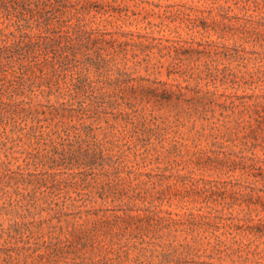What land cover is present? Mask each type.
Masks as SVG:
<instances>
[{"label": "rangeland", "instance_id": "obj_1", "mask_svg": "<svg viewBox=\"0 0 264 264\" xmlns=\"http://www.w3.org/2000/svg\"><path fill=\"white\" fill-rule=\"evenodd\" d=\"M38 6H0V264H264V0Z\"/></svg>", "mask_w": 264, "mask_h": 264}, {"label": "trees", "instance_id": "obj_2", "mask_svg": "<svg viewBox=\"0 0 264 264\" xmlns=\"http://www.w3.org/2000/svg\"><path fill=\"white\" fill-rule=\"evenodd\" d=\"M42 1L46 0H0V6L4 7L3 9L5 11H10L11 14H16V17H19L16 20L17 23H20L21 21L30 23L32 19L29 17L34 16L39 7L38 5L41 4ZM44 20L46 22L48 19ZM54 47L57 48L56 45H54Z\"/></svg>", "mask_w": 264, "mask_h": 264}]
</instances>
